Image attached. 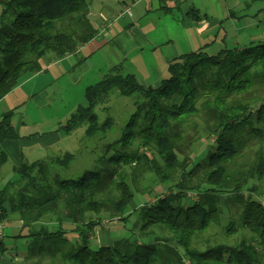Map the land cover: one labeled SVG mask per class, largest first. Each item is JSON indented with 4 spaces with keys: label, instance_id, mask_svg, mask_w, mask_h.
Wrapping results in <instances>:
<instances>
[{
    "label": "trees",
    "instance_id": "16d2710c",
    "mask_svg": "<svg viewBox=\"0 0 264 264\" xmlns=\"http://www.w3.org/2000/svg\"><path fill=\"white\" fill-rule=\"evenodd\" d=\"M88 1L0 0V100L16 88L25 74L41 70L42 57L53 55L61 59L94 39L97 31L88 19ZM206 47L173 60L167 67L168 77L154 88L142 86L132 74L124 75L121 65L112 67L101 81L85 89L86 106H79L60 128L70 135L86 127L87 139L106 132L112 121L107 118L100 122L95 109L116 90L120 97L138 99L120 139L108 149H125L138 139L142 148L155 153L156 159L137 151L117 152L108 159L109 166H113L105 175L104 171L88 170L77 179L60 177L61 170L74 160L71 154L31 164L19 162L14 169L18 180L0 190V221L12 215L22 223L23 235L16 238L27 239L24 262L60 254L66 264H184L183 255L192 264L264 263V207L253 198L264 195V156L256 157L254 164L240 162L244 137L264 142V105L249 112L248 104L226 101L234 94L247 93L253 83V70H261L259 76L264 79V43L224 48L215 55L206 53ZM200 98L206 99L199 109ZM200 111L209 122L213 120L216 134L215 146L203 162V184L208 187L204 192H200L199 184L189 183L201 166L187 170V157L182 155L179 161L180 152L175 145L178 137L171 134L173 124H184ZM12 116L9 112L0 118V147L6 140L19 138L10 124ZM5 162L0 148V166ZM132 164L149 167L160 184L172 185L168 195L137 212L139 231L145 238L153 228L165 229L169 238L150 244L121 240L113 246L94 248L92 239L97 227L102 228L105 222L112 224L116 217L126 222L131 216L134 188L120 173L119 166ZM176 172L178 177L174 178ZM111 183L115 198L108 190ZM186 191H195L197 200L183 207ZM227 193L241 207L239 225L252 234L256 246L218 245L200 252L192 247V242L218 223L220 195ZM102 213L108 216L106 221L100 219ZM87 214L91 217L86 218ZM52 222L57 224L55 231L47 227ZM64 225L69 226L67 232ZM233 231L234 226L226 230ZM1 242L0 253H4Z\"/></svg>",
    "mask_w": 264,
    "mask_h": 264
},
{
    "label": "rangeland",
    "instance_id": "374dc122",
    "mask_svg": "<svg viewBox=\"0 0 264 264\" xmlns=\"http://www.w3.org/2000/svg\"><path fill=\"white\" fill-rule=\"evenodd\" d=\"M147 1L148 0H140L133 5L131 8L132 17L123 15L117 18V16L121 14V12H118L113 16V19L108 20L106 24L109 26L113 25L115 28L122 27V29L123 27L130 26L127 28V31H131L133 27H136V29H140L150 43L163 44V46L169 44V41L175 38L173 31L171 30V21H173V18H175V21L177 20L175 12H173V15L171 16L154 13L152 11L143 13V8L148 5ZM118 6L119 4L113 5V10L116 11ZM121 8H126V5ZM148 10H150L149 6ZM159 19L161 21H159ZM184 19H186V17H184ZM162 21H164V23L159 25ZM111 30H113V28H111ZM163 46L159 48L161 52ZM113 48L114 44H110V46L104 51L111 53ZM134 57V53L129 54L126 66H130ZM124 71H126V69H124L123 66V72ZM142 72L146 73V70L143 69ZM251 73L253 74L251 88L245 94L232 95L226 100L227 104L232 103V101L245 105L248 104L249 112H255L260 105H264V79L259 76L261 75V70L255 69ZM95 76V78H97L101 75L95 74ZM164 77L167 78L168 75L166 74ZM150 80L151 85L157 84L155 81L156 79L150 78ZM64 82L67 81L64 80L62 83H58L50 88L53 97L49 100L50 106L46 109H37L34 106L29 105V99H23L24 102L28 103L27 114H29V112H34L35 115H40L42 117L40 121H37V126L39 128L38 132H40V134L49 132L58 122L64 124L75 111V108L81 106V104L86 105L84 98V89L88 86L86 81H81L75 85H70L69 83ZM115 91L116 90H112L107 96L108 99L104 100L103 103H100L95 109V113L100 122H104L107 118H110L112 121L111 126L106 129V132L88 139L86 137L82 138V135H84L83 131H85L84 129H86V127L80 128L70 135L64 134L65 141L67 142L66 145H68V149L64 148V150L70 151L74 155V160L66 169L61 170L60 177L62 179H77L88 170H100L101 172L104 171V174L106 170L111 169L113 166H109L108 159L117 152L131 153L132 151H137L139 155L144 154L149 159H156L155 153L149 149L142 148L138 139L133 141L128 148L120 149L119 146H113L108 149V146L120 139L125 126L129 122L130 116L135 112L134 101L138 99H136V97L118 98V92ZM205 99L206 98H200L197 105L199 109ZM210 99L212 100L213 96H211ZM209 121L210 119L204 114V112L200 111L198 116L191 118L189 121L181 125L173 124L171 129V134L178 137L175 141V145L181 153H178L177 155L179 161H182L183 156L187 157V161H185L188 165L187 170H191L197 165L201 166V170L196 171L193 178L189 181L192 186L199 184L200 192H204L208 189V187L203 184V173L206 171L203 162L207 153L215 146V127L212 126L213 120L211 122ZM140 125L142 126L144 123L142 122ZM243 140L245 145L240 154V162L254 164L256 157L259 155L264 156V142L262 143V140H257L251 136L244 137ZM38 145L40 144H37V142H29L26 144L25 150L28 151V154L30 152L39 155L41 153L36 151ZM62 146H60V148L65 147ZM30 150L34 151L31 152ZM64 152L65 151H63V153ZM58 154L59 153H56L55 156L60 157L61 155ZM45 155H47V153H45ZM119 168L120 173L123 174L124 177L126 176L127 183L134 188L133 191L135 196L129 208L131 216L126 222H120L119 218L116 217L112 219V224H107V222H105V224L102 225V228L97 227L95 235L96 239L93 246H113L121 240L148 244L153 243L156 239L167 240V238H169L168 232L162 228H153L151 235L145 238V236L139 231L141 225L137 212L142 206L154 203L157 199L168 195V188L172 185L170 184L166 186L160 184L150 168L144 165L134 166V164H132L129 167L119 166ZM178 173L179 172L175 173L174 178L178 177ZM17 180L18 175L12 170L11 178L6 179L3 183H1L2 179H0V190L8 186L7 184H9V182H15ZM261 186L264 187V183H262ZM108 190H111L112 198L117 196L112 183L109 185ZM10 192L14 193L12 192V189ZM185 194L186 196L181 202L183 207L191 206L196 202L197 193L195 191H186ZM244 195L246 196V193H244ZM261 196L264 195H254L253 198L256 201H259ZM232 197L233 195L230 193L220 195L219 209L221 212L218 223L212 224L204 234L199 236L196 241H193V248L200 252H205L210 251L213 247L218 245L239 246L242 243H246L256 246V241H254L252 234L239 225L241 207L239 204L235 203L233 199H230ZM90 217L89 214L86 215V218ZM100 217V219L106 221L108 216L102 213ZM47 224L50 231H55L57 229L56 222ZM21 226L22 223L18 218L12 215H9L6 220L0 221V242L2 241L1 243H4L5 245V252L0 253V264H66L61 261L60 254H57L55 258L43 255L24 262L28 242L27 239L23 240L16 238L17 235L22 234ZM230 226H234V231L228 233L226 230ZM63 227L65 229L64 232L69 230L68 225H64ZM168 245L175 247L173 242H169ZM61 251L62 249L60 252ZM183 261L184 264H192L184 255Z\"/></svg>",
    "mask_w": 264,
    "mask_h": 264
},
{
    "label": "crops",
    "instance_id": "0c3cea01",
    "mask_svg": "<svg viewBox=\"0 0 264 264\" xmlns=\"http://www.w3.org/2000/svg\"><path fill=\"white\" fill-rule=\"evenodd\" d=\"M139 1H88V19L97 31L94 39L78 46L73 54L61 59H56L53 55L42 57L39 60L41 70L35 74H25L16 88L0 100V118L12 112L10 124L19 136L16 140H6L1 144V151L6 157L5 164L0 166L1 183L12 177V170L14 172L22 160L31 164L48 157H59L55 156L56 153L61 156L73 155L70 151L64 150L68 149V145L64 133L60 130L67 121L64 124L58 122L49 132L40 134L37 121L42 117L35 115L34 112L27 114L28 103L23 99H29V105L37 109H46L53 97L51 87L64 80L67 81L64 83L70 85L86 81L88 84L86 89L101 81L111 68L117 65H121L122 69L124 66L126 69L124 75L132 74L142 86L154 88L165 79L168 65L183 54L207 46L205 52L215 55L224 48L233 49L250 43H264V0H148L143 13L152 11L167 16L173 15V12L176 14L177 20L173 18L171 21V30L175 38L164 46L150 43L136 27L127 31L130 26L122 29L106 24L115 14L123 11L122 6L129 3L135 5ZM116 4L119 6L114 11L112 6ZM193 11L196 14H192ZM161 23L164 21L159 25ZM110 44H114V48L111 53H107L104 50ZM162 46L161 52L159 48ZM132 53L135 57L130 66H126L128 56ZM143 69L146 73L142 72ZM95 74L101 76L95 78ZM150 78L156 79L157 84L151 85ZM117 97L121 98L118 95ZM84 137L82 135V138ZM29 142L39 143L36 151L41 154L35 155L30 152L28 154L25 147ZM95 237L92 243L95 242Z\"/></svg>",
    "mask_w": 264,
    "mask_h": 264
},
{
    "label": "built area",
    "instance_id": "2783aa9c",
    "mask_svg": "<svg viewBox=\"0 0 264 264\" xmlns=\"http://www.w3.org/2000/svg\"><path fill=\"white\" fill-rule=\"evenodd\" d=\"M133 7V4H128L126 6V8L123 9V11L121 12L120 15L117 16V18L123 16V15H127L128 17H132V12H131V8ZM104 26V25H103ZM259 202L262 204V206L264 207V196L261 197V199L259 200Z\"/></svg>",
    "mask_w": 264,
    "mask_h": 264
}]
</instances>
